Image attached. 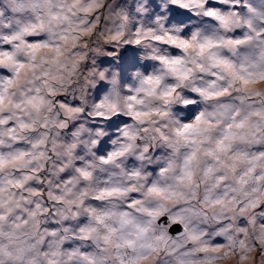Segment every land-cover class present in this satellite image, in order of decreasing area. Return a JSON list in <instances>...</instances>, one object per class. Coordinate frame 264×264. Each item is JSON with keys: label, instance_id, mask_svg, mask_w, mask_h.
I'll return each instance as SVG.
<instances>
[{"label": "clouds", "instance_id": "clouds-1", "mask_svg": "<svg viewBox=\"0 0 264 264\" xmlns=\"http://www.w3.org/2000/svg\"><path fill=\"white\" fill-rule=\"evenodd\" d=\"M0 264H264V0H0Z\"/></svg>", "mask_w": 264, "mask_h": 264}]
</instances>
